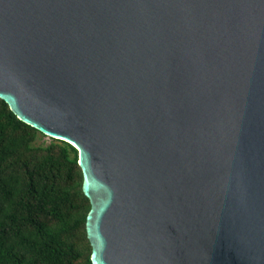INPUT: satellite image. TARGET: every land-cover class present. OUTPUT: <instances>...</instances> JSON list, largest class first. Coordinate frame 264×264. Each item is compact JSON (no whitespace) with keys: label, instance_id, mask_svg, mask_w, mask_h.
Wrapping results in <instances>:
<instances>
[{"label":"water","instance_id":"1","mask_svg":"<svg viewBox=\"0 0 264 264\" xmlns=\"http://www.w3.org/2000/svg\"><path fill=\"white\" fill-rule=\"evenodd\" d=\"M0 98L78 150L92 264H264V0H0Z\"/></svg>","mask_w":264,"mask_h":264},{"label":"trees","instance_id":"2","mask_svg":"<svg viewBox=\"0 0 264 264\" xmlns=\"http://www.w3.org/2000/svg\"><path fill=\"white\" fill-rule=\"evenodd\" d=\"M0 98V264H92L79 153Z\"/></svg>","mask_w":264,"mask_h":264},{"label":"rangeland","instance_id":"3","mask_svg":"<svg viewBox=\"0 0 264 264\" xmlns=\"http://www.w3.org/2000/svg\"><path fill=\"white\" fill-rule=\"evenodd\" d=\"M42 140H45L46 142H49L50 138H49V136H44V138H42L40 141H42Z\"/></svg>","mask_w":264,"mask_h":264}]
</instances>
